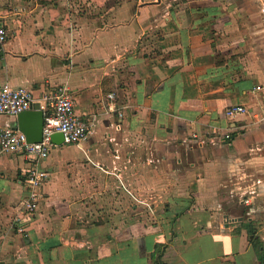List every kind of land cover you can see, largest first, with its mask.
Listing matches in <instances>:
<instances>
[{
    "label": "crops",
    "instance_id": "1",
    "mask_svg": "<svg viewBox=\"0 0 264 264\" xmlns=\"http://www.w3.org/2000/svg\"><path fill=\"white\" fill-rule=\"evenodd\" d=\"M0 26V86L90 124L1 155L0 264H264V0H0Z\"/></svg>",
    "mask_w": 264,
    "mask_h": 264
},
{
    "label": "built area",
    "instance_id": "2",
    "mask_svg": "<svg viewBox=\"0 0 264 264\" xmlns=\"http://www.w3.org/2000/svg\"><path fill=\"white\" fill-rule=\"evenodd\" d=\"M7 38V30L0 26V44L4 43ZM112 97H114L113 94L108 95L109 99H113ZM31 98L30 92L22 87H11L7 84L0 86V114L17 116L23 111L31 110L33 108ZM45 99H47L49 108L43 113L41 141L29 143L19 130L8 127L0 128V157L5 152H22L29 157L34 156L36 160L44 159L56 146L51 140L54 133H61L62 143L67 144H80L87 139L90 124L76 115L72 96L65 87L59 86ZM245 112L242 106H230L225 110L228 117H235ZM224 138L229 139L230 135L225 134ZM41 185L42 176L30 172L27 178L28 196L22 206L27 213L35 209L36 203L41 198Z\"/></svg>",
    "mask_w": 264,
    "mask_h": 264
},
{
    "label": "water",
    "instance_id": "3",
    "mask_svg": "<svg viewBox=\"0 0 264 264\" xmlns=\"http://www.w3.org/2000/svg\"><path fill=\"white\" fill-rule=\"evenodd\" d=\"M17 130L22 132L27 142L38 143L41 141L43 129V112L41 110H26L17 115ZM51 140L55 145H60L63 142L61 133H54Z\"/></svg>",
    "mask_w": 264,
    "mask_h": 264
},
{
    "label": "bare ground",
    "instance_id": "4",
    "mask_svg": "<svg viewBox=\"0 0 264 264\" xmlns=\"http://www.w3.org/2000/svg\"><path fill=\"white\" fill-rule=\"evenodd\" d=\"M244 128V127H243ZM223 131V130H222ZM220 136V135H219ZM233 139V138H232ZM223 140V139H222ZM231 141V140H230Z\"/></svg>",
    "mask_w": 264,
    "mask_h": 264
}]
</instances>
